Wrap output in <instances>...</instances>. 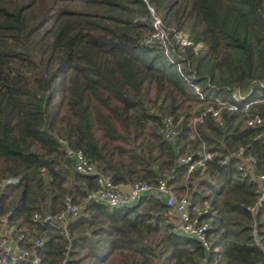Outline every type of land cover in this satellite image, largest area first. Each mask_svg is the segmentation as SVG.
I'll list each match as a JSON object with an SVG mask.
<instances>
[{
	"label": "trees",
	"instance_id": "obj_1",
	"mask_svg": "<svg viewBox=\"0 0 264 264\" xmlns=\"http://www.w3.org/2000/svg\"><path fill=\"white\" fill-rule=\"evenodd\" d=\"M149 7L190 41L173 38L176 63L143 42ZM190 75L207 96L264 80V0H0V216L42 239L44 264H264V204L248 209L258 184L238 158L222 164L244 148L264 172V125H248L264 120V90L248 109L223 111L222 124L208 117L193 135L189 122L206 102ZM166 115L178 123L174 140L161 133ZM204 146L213 159L189 173L180 157ZM68 148L118 187L176 174L177 193L214 212L209 254L173 232L159 197L120 208L88 201L96 177L75 170ZM10 177L19 183L4 184ZM67 196L80 206L68 234L34 221L61 212Z\"/></svg>",
	"mask_w": 264,
	"mask_h": 264
},
{
	"label": "built area",
	"instance_id": "obj_2",
	"mask_svg": "<svg viewBox=\"0 0 264 264\" xmlns=\"http://www.w3.org/2000/svg\"><path fill=\"white\" fill-rule=\"evenodd\" d=\"M152 14V32L149 33L143 42L150 46L159 48L173 63H176L174 55L175 48L173 38L180 46L190 44L186 35L181 32H172L165 27L163 20L154 8L149 7ZM180 71L183 66L177 64ZM186 79L194 86L200 98L206 102L205 107L196 114L189 122L193 130V135H197V127L208 117H212L222 124L221 117L223 111L236 112L248 109L251 105L258 102L263 95L264 80H256L252 87L244 92L239 87L230 89L229 96H207L199 83H194L195 75L187 76ZM248 125L258 127L264 125V120L259 117L248 119ZM161 133L167 140H174L178 134V123L172 115H166L162 119ZM67 156L74 162L75 170L84 175L96 177L97 188L90 190L87 196L88 201H97L111 208L131 207L136 205L144 196L154 195L164 201L169 209L173 232L178 235L198 240L207 255L211 250V239L209 229L211 223L208 216L214 212L209 204H196L190 193L179 194L174 189L172 182L176 179V174L172 173L166 178L159 180L157 184L149 182H137L130 184L128 190L123 186H116L113 180L102 173L96 165L85 155L82 150L67 149ZM214 154L205 146L194 153L182 155L179 159L181 164L187 165L189 173L197 169H206L208 161L212 160ZM235 157L239 159L238 169L251 180L258 184L259 197L255 204L248 207L250 212H256L264 204V172L258 173V160L255 156L240 148L237 152L225 156L222 160L223 165H229L230 160ZM19 180L10 177L4 180V184H18ZM80 206L75 204L70 196L65 199V208L58 213H48L42 215L35 213L34 221L42 223H53L58 225L65 234H68L69 224L73 218L79 215ZM23 243H30L31 249L23 247ZM42 244V239L32 237L25 231H19L17 227L9 224L8 216H0V264H16L25 262L28 264H44L42 256L38 253V248ZM207 255L203 262L208 261ZM61 264H68L66 257Z\"/></svg>",
	"mask_w": 264,
	"mask_h": 264
},
{
	"label": "crops",
	"instance_id": "obj_3",
	"mask_svg": "<svg viewBox=\"0 0 264 264\" xmlns=\"http://www.w3.org/2000/svg\"><path fill=\"white\" fill-rule=\"evenodd\" d=\"M129 186H130V185H124L123 188H124L125 190H128Z\"/></svg>",
	"mask_w": 264,
	"mask_h": 264
}]
</instances>
